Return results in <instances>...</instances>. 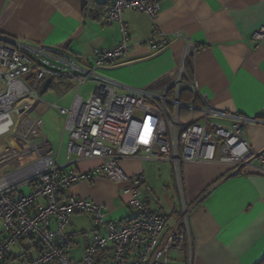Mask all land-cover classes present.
Here are the masks:
<instances>
[{
    "label": "built area",
    "instance_id": "built-area-1",
    "mask_svg": "<svg viewBox=\"0 0 264 264\" xmlns=\"http://www.w3.org/2000/svg\"><path fill=\"white\" fill-rule=\"evenodd\" d=\"M127 9L146 12L157 24L160 1L114 0L105 18L120 24L123 40L97 52L88 65L64 46L28 43L0 33V137L10 134L29 151L38 149L30 135L42 132L43 121L29 112L35 101H44L41 86L52 79L51 84H73L75 90L69 107L49 103L65 117L69 157L101 161L87 171H65L53 156H39L0 174V264H170L171 249L184 252L191 243L187 208L181 221L167 229L168 217L152 210L144 197L145 174L128 176L119 165L122 159L171 161L177 168L185 162H216L232 171L264 174V153L250 145L243 129L264 116L245 117L213 107L185 70L194 50L191 40L186 41L182 62L158 84L131 87L100 73L130 53L122 21ZM254 38L264 40V26ZM148 43L157 53L170 46V39L158 31ZM90 82L95 87L85 98L80 89ZM98 176L122 186L129 196L130 220L118 225L106 218L101 204L67 194L75 184ZM25 186H30L28 192ZM75 213L88 215L92 222L80 258L72 255L77 234L69 229ZM26 240L35 241L38 252L27 247L14 255L13 247Z\"/></svg>",
    "mask_w": 264,
    "mask_h": 264
},
{
    "label": "crops",
    "instance_id": "crops-1",
    "mask_svg": "<svg viewBox=\"0 0 264 264\" xmlns=\"http://www.w3.org/2000/svg\"><path fill=\"white\" fill-rule=\"evenodd\" d=\"M113 1L0 0V33L28 43L64 46L88 65L97 52L116 47L123 40L120 24L105 18ZM159 1L157 24L146 12H123L130 53L100 73L131 87L158 84L182 62L186 41L191 40L194 50L185 61V70L213 107L245 117H263L264 40L255 39L254 34L264 26V0ZM158 31L168 34L170 46L156 53L148 41ZM63 90L75 91L73 84L52 83L42 95L60 91L63 98ZM185 92L187 99L189 94ZM43 99L35 101L30 117L35 112L34 117L42 118L48 105L51 107ZM243 129L250 145L264 153V119L246 123ZM45 135L48 149L38 154L10 135L13 142H7L3 149L12 148V152L3 157L6 150H1L0 173L48 155L65 171H87L100 164L99 159L72 161L74 156L68 155L70 135L64 127L60 134ZM15 147L18 154L13 157ZM23 160L24 164L18 163ZM119 165L128 176L145 174L144 197L152 210L168 217L167 229L181 221L187 208L191 243L184 252L171 249L170 264H255L264 256V174L232 171L216 162H185L177 168L171 161H145L140 157L122 159ZM29 190L30 186L23 188ZM67 194L101 204L106 218L118 225L132 217L129 196L107 177L81 181ZM80 218L87 220L86 229H79ZM69 229L77 234L72 255L80 258L92 229L90 217L73 214ZM21 246L38 252L35 241L26 240Z\"/></svg>",
    "mask_w": 264,
    "mask_h": 264
},
{
    "label": "rangeland",
    "instance_id": "rangeland-1",
    "mask_svg": "<svg viewBox=\"0 0 264 264\" xmlns=\"http://www.w3.org/2000/svg\"><path fill=\"white\" fill-rule=\"evenodd\" d=\"M1 87L2 86L0 84V89H1ZM94 87H95L94 83H92V82L87 83L81 87L80 93L85 98H87L91 95L92 91L94 90ZM63 91L66 93L65 96H63V98H60V96L62 95V93L60 91H55L53 94H44L43 97H45V99L47 101H49L50 103L60 102L62 105L69 107L70 102L72 100V97H73V95H75V91L74 92H70L68 90H63ZM65 106H63V107H65ZM45 107H47V106H45ZM48 108H49L48 111L41 118L44 122L42 132L39 129H37V130H35V132H33L30 135V142L36 143L39 146L38 149L33 151L37 154L39 151H43V150L48 149V142H47L48 139H47L45 133L46 134H53V135H55V133L60 134L61 131H63V127H65V117L61 116L57 112V110H55L53 107L51 108L48 105ZM36 115L37 114H35V112H33V113L31 112V118L36 119V117H34ZM43 130L45 131V133ZM14 139L20 141V139L17 138L16 136L14 137ZM7 142H9V143L13 142L10 135L0 137V152H1V150H4V151L6 150L3 148H5ZM13 145H14V143L11 145V147ZM14 151L15 152L12 154L13 157H15L18 154L16 151V147H15ZM11 152H12V148L7 149L4 152L5 155H3V157L9 155ZM21 162H23L22 164H24L26 162V160L19 161L18 163L21 164ZM14 167H17V166H14ZM78 221H79V224H78L79 229H81V228L86 229L87 228L88 222L85 218H80ZM20 247H21V249H19L17 247H13V250H14V253L16 254V256L20 255L24 252V246H20ZM33 252H35V251H33Z\"/></svg>",
    "mask_w": 264,
    "mask_h": 264
},
{
    "label": "water",
    "instance_id": "water-1",
    "mask_svg": "<svg viewBox=\"0 0 264 264\" xmlns=\"http://www.w3.org/2000/svg\"><path fill=\"white\" fill-rule=\"evenodd\" d=\"M52 82V79H48L46 81L43 82L42 86H41V89H40V93L43 94L46 89L49 87V85L51 84Z\"/></svg>",
    "mask_w": 264,
    "mask_h": 264
},
{
    "label": "trees",
    "instance_id": "trees-1",
    "mask_svg": "<svg viewBox=\"0 0 264 264\" xmlns=\"http://www.w3.org/2000/svg\"><path fill=\"white\" fill-rule=\"evenodd\" d=\"M88 11H89V14L90 15H93V16L95 15V13H94L93 10L88 9ZM7 260H8V262H11V261H13V258L7 257ZM255 264H264V256L257 263H255Z\"/></svg>",
    "mask_w": 264,
    "mask_h": 264
},
{
    "label": "snow or ice",
    "instance_id": "snow-or-ice-1",
    "mask_svg": "<svg viewBox=\"0 0 264 264\" xmlns=\"http://www.w3.org/2000/svg\"><path fill=\"white\" fill-rule=\"evenodd\" d=\"M146 142V141H145Z\"/></svg>",
    "mask_w": 264,
    "mask_h": 264
}]
</instances>
